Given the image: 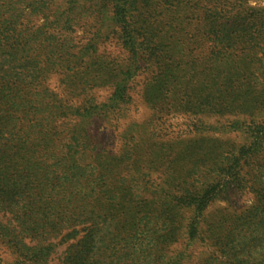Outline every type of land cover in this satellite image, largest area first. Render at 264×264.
<instances>
[{
  "label": "rangeland",
  "instance_id": "rangeland-1",
  "mask_svg": "<svg viewBox=\"0 0 264 264\" xmlns=\"http://www.w3.org/2000/svg\"><path fill=\"white\" fill-rule=\"evenodd\" d=\"M105 1L89 11L79 0L56 33L71 53L90 42L95 50L49 66L32 87L46 88L65 113L45 129L31 114L18 122L48 153L68 145L79 152L81 169L70 181L74 215L84 208L82 219L87 209L94 220L89 251L78 241L82 222L79 234L54 239L47 264H70L74 250L86 264H233L222 240L234 231L247 247L260 237L252 217L264 203V0ZM64 2L52 0L24 25L54 34ZM221 19L244 29L224 39L214 26ZM56 43L49 37L41 49ZM231 152L236 183L217 186L196 211L189 195L230 178L219 167ZM51 195L53 202L60 196ZM239 253L237 264H264V248ZM0 259L16 260L3 240Z\"/></svg>",
  "mask_w": 264,
  "mask_h": 264
},
{
  "label": "trees",
  "instance_id": "trees-1",
  "mask_svg": "<svg viewBox=\"0 0 264 264\" xmlns=\"http://www.w3.org/2000/svg\"><path fill=\"white\" fill-rule=\"evenodd\" d=\"M93 1L96 0H84L89 11L97 6L91 4ZM117 1L119 3L120 0ZM48 4L51 6L52 0H0V212L3 215L4 212L9 214L4 221L0 219V240L15 255L16 260L9 264H47L57 244L54 239L60 235L61 238H70L79 234L77 226L82 222L84 233L78 241L81 240L83 247H87V252L91 245L85 239H89L95 232L90 210H85L84 220L80 216L84 208L74 215V210L78 207L75 206L76 193L70 190V181L75 176L76 169H81L80 159L75 157L79 152H71V146L68 145L67 150L62 148L59 152L48 153L45 151L49 149L48 146H38L30 142L18 126L21 118L28 121L26 116L29 114L34 116V121H41L44 129L48 124L55 123L65 113L59 110L60 101L46 88L34 90L33 85H36L41 76L47 74L49 66H59L60 61L62 65L70 63L71 58L82 59L95 50L93 42H90L80 47L77 52L71 53L69 47L65 49L66 41L61 34H56L65 25H69L73 9L81 8L79 0H65L63 10L55 15L54 26L51 25L54 34L45 31L42 25L29 31L30 27L28 29L24 25V20L29 15L37 14ZM105 4H102V8ZM120 6L116 4L118 9ZM61 25L63 28L60 29ZM214 26L223 29L224 39L230 38L232 32L244 29L240 23L225 19L216 22ZM45 34L48 36L41 38ZM49 37L57 39L56 45L47 47L48 50L41 49L42 43ZM88 110H77V113L80 115ZM78 136H72L71 139L79 140ZM37 154L50 158V162L39 159ZM232 156V152L230 156H225L230 165L221 163L219 167V171L225 176L231 174L228 180L221 178L217 182H209L199 194L189 195L188 200L194 199L192 201L196 211H201L212 199L217 186L222 190L229 183H236V172L232 169L237 162L236 157ZM54 193L60 194L56 202L51 199V194ZM259 208L260 216L255 214L252 223L259 228L254 232H260V237L256 236L247 247L242 240L244 234H238L237 237L234 231H230L222 240L221 252L230 263L234 261L233 264H237V255L244 249L258 251L264 248V203L258 204L255 210ZM82 253L77 256V251L74 250L72 255L70 251L66 259L70 264H86L88 262H84V259L88 258H84L86 256ZM210 262V259H206L202 264ZM0 264L6 263L0 259Z\"/></svg>",
  "mask_w": 264,
  "mask_h": 264
},
{
  "label": "clouds",
  "instance_id": "clouds-1",
  "mask_svg": "<svg viewBox=\"0 0 264 264\" xmlns=\"http://www.w3.org/2000/svg\"><path fill=\"white\" fill-rule=\"evenodd\" d=\"M247 203L251 204V203H252V201H251V200H248V201H247Z\"/></svg>",
  "mask_w": 264,
  "mask_h": 264
}]
</instances>
